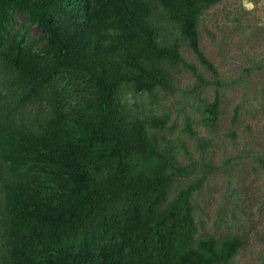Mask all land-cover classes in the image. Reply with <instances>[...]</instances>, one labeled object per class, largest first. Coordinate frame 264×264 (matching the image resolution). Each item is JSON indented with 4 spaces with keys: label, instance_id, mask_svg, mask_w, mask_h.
I'll return each instance as SVG.
<instances>
[{
    "label": "trees",
    "instance_id": "16d2710c",
    "mask_svg": "<svg viewBox=\"0 0 264 264\" xmlns=\"http://www.w3.org/2000/svg\"><path fill=\"white\" fill-rule=\"evenodd\" d=\"M223 1L0 0V264H264V52L223 78Z\"/></svg>",
    "mask_w": 264,
    "mask_h": 264
},
{
    "label": "rangeland",
    "instance_id": "374dc122",
    "mask_svg": "<svg viewBox=\"0 0 264 264\" xmlns=\"http://www.w3.org/2000/svg\"><path fill=\"white\" fill-rule=\"evenodd\" d=\"M236 10L240 11L241 14L245 13L246 18H251L255 21V24L264 29V0H224L219 7L209 13L208 23H210L214 38L209 37L208 34H203L202 45L208 58L219 68L223 78H235L241 70L247 68L249 64H247L246 55L250 54V57L257 58L264 52V41L260 42V48L254 47L252 50L245 46L241 50L229 46L231 49L220 51L217 45L220 33L217 29H212L211 26L215 23L219 25L227 23ZM21 20H23V17L19 15L18 21ZM34 34H37L36 30H34ZM231 38L233 37L231 36ZM187 83L189 84L190 80L189 76L185 74L182 85ZM235 89L237 88H232L230 91V99L233 103H236L242 95V91ZM171 102H165L164 106L172 110L179 103L176 100H171ZM219 180H221V177H219Z\"/></svg>",
    "mask_w": 264,
    "mask_h": 264
}]
</instances>
